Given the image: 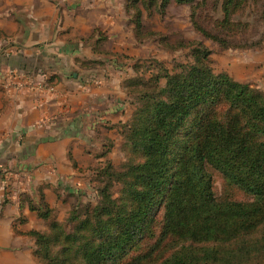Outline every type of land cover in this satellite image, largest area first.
<instances>
[{
  "label": "trees",
  "instance_id": "trees-1",
  "mask_svg": "<svg viewBox=\"0 0 264 264\" xmlns=\"http://www.w3.org/2000/svg\"><path fill=\"white\" fill-rule=\"evenodd\" d=\"M242 2L251 0H224V27L241 24ZM193 21L223 47L241 46ZM192 51L194 63L137 79L141 106L124 132L136 158L103 168L98 204L74 210L71 230L30 232L45 264H264V92L215 74L202 44ZM211 170L249 200L217 197ZM29 206L49 218L47 205Z\"/></svg>",
  "mask_w": 264,
  "mask_h": 264
},
{
  "label": "rangeland",
  "instance_id": "rangeland-1",
  "mask_svg": "<svg viewBox=\"0 0 264 264\" xmlns=\"http://www.w3.org/2000/svg\"><path fill=\"white\" fill-rule=\"evenodd\" d=\"M134 2L87 0L82 4L72 3L70 10L82 7L87 13L89 18L83 22L87 23V32L55 35L56 41L61 42L56 53L62 59H49L52 86L65 82L70 95L92 91V101L86 105L84 101L70 116V120L75 121L82 113L83 120L78 126L69 125L67 130L72 139L76 138L67 147L68 169L63 174L49 172V203L40 190L36 195L38 200L32 199L30 194L25 195L28 205L30 202L36 207L47 205L50 211L47 220L37 214L45 228L36 231L50 232L56 222L71 230L74 225L69 218L74 210L98 204L99 174L103 168L110 165L123 170L129 159L136 158L124 132L141 106L136 102L135 88H140L135 86L137 79H150L159 72L163 74L180 65L194 63L192 50L200 43L211 52L210 62L215 74H227L239 83L264 92V0H251L250 4L242 2L233 18L234 23L241 24L230 27L222 25L224 0H194L184 4L176 0H139L136 5ZM57 10L60 14L63 7ZM140 12L141 27H138ZM193 20L211 34L228 36L241 46L226 48L206 38ZM56 26L62 27L63 19H58ZM11 40L0 34V51L7 47L0 55V71L7 72L10 65L20 64L23 71L27 70L29 64L13 63L17 51ZM246 43L251 46H244ZM211 173L217 197L249 200L219 172L211 170ZM113 192L119 197L121 187H114ZM27 235L35 241L30 232Z\"/></svg>",
  "mask_w": 264,
  "mask_h": 264
},
{
  "label": "crops",
  "instance_id": "crops-1",
  "mask_svg": "<svg viewBox=\"0 0 264 264\" xmlns=\"http://www.w3.org/2000/svg\"><path fill=\"white\" fill-rule=\"evenodd\" d=\"M72 1L0 0V34L12 39L17 51L13 63L29 64L24 71L21 64L0 71V264H39L35 241L27 234L43 230L44 222L30 209L25 195L38 200L40 190L49 203V172L63 174L68 169L67 147L76 138L67 130L83 120L82 113L75 121L70 116L84 101V105L92 101V91L70 95L65 82L38 88L52 77L51 60L62 59L56 53L61 42L55 35L87 32V23L83 24L87 13L82 7L70 10L72 3L87 0ZM57 7H63L60 14ZM58 19H63V26L57 28ZM12 72H34L36 86L5 90L2 82Z\"/></svg>",
  "mask_w": 264,
  "mask_h": 264
},
{
  "label": "built area",
  "instance_id": "built-area-1",
  "mask_svg": "<svg viewBox=\"0 0 264 264\" xmlns=\"http://www.w3.org/2000/svg\"><path fill=\"white\" fill-rule=\"evenodd\" d=\"M37 75L34 72H12L9 74L6 81L2 82V86L5 90H22L24 88H31L36 86ZM53 86H49L48 80L45 79L41 83H39L38 88H52Z\"/></svg>",
  "mask_w": 264,
  "mask_h": 264
}]
</instances>
